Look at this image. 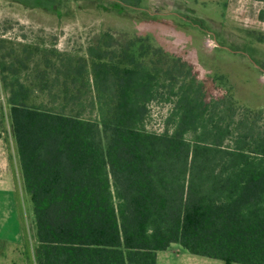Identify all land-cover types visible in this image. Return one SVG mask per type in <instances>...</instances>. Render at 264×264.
Here are the masks:
<instances>
[{"label":"trees","instance_id":"obj_1","mask_svg":"<svg viewBox=\"0 0 264 264\" xmlns=\"http://www.w3.org/2000/svg\"><path fill=\"white\" fill-rule=\"evenodd\" d=\"M188 62L110 30L85 55L23 44L1 57L38 264H158L174 244L264 264V110L241 113ZM161 101L166 128L150 131Z\"/></svg>","mask_w":264,"mask_h":264},{"label":"rangeland","instance_id":"obj_2","mask_svg":"<svg viewBox=\"0 0 264 264\" xmlns=\"http://www.w3.org/2000/svg\"><path fill=\"white\" fill-rule=\"evenodd\" d=\"M186 1L0 0V60L12 47L18 49L23 44L56 47L62 52L85 55L94 39L107 30L122 36H148L157 46L162 42L159 34L161 38L165 33L171 45L178 49L176 55L189 60L192 70L199 73L198 81L206 80L210 89L222 87L223 92L231 87L241 113L244 107L264 110V71L254 69L256 64L264 69V48L252 52L251 56L243 55L240 37H247L246 33L239 32L236 25H228L225 31L221 22L207 24V8L217 7L219 0ZM160 13L184 16L185 24L179 20L170 24L163 18L150 17ZM191 21L199 23L202 28L188 25ZM250 31L256 30L250 28ZM215 37L222 47L217 46ZM223 75L227 80L220 78ZM27 76L31 80L32 73L25 74L24 79ZM214 78L217 83H213ZM8 96L0 71V151L5 150L9 159L7 172L0 168V174L8 177L0 182V228L13 224L15 220V225L22 222L29 233L26 241L33 249L36 245L35 216L23 183ZM171 107L166 101L153 103L147 129L163 132ZM159 256V264H225L221 260L192 255L179 244L172 245Z\"/></svg>","mask_w":264,"mask_h":264},{"label":"crops","instance_id":"obj_3","mask_svg":"<svg viewBox=\"0 0 264 264\" xmlns=\"http://www.w3.org/2000/svg\"><path fill=\"white\" fill-rule=\"evenodd\" d=\"M185 1V0H184ZM192 0L186 1L187 3H191ZM218 6L207 8L206 17L207 24H218L221 22L222 27L226 28L229 26L233 27L236 25L238 27L239 32L245 33V30H256L264 32V2L251 1V0H219L217 1ZM123 6V5H122ZM121 6V7H122ZM161 15H152L151 18H163V20H167L170 22H178L181 21L185 24V17L180 16L174 13H160ZM162 16V17H161ZM171 20V21H170ZM209 20V21H208ZM190 22V21H189ZM187 23L188 25H192L191 23ZM226 25V27H225ZM194 26V25H193ZM176 27V26H175ZM197 28L196 26H194ZM235 28V27H234ZM222 34L224 33L221 31ZM160 34L158 38L160 39L161 45L167 52L176 54L177 48L171 45V41L166 38L165 33L160 38ZM224 37V36H223ZM158 39V40H159ZM243 43V55L247 54L251 56L252 52L258 51L260 48H264L263 43L259 42H251L246 35L240 37ZM217 46L222 47V44L219 43L218 38L215 37ZM163 45V46H162ZM171 47L169 50L166 47ZM174 48V49H173ZM227 51L229 50L225 47ZM262 50V49H261ZM257 65V64H256ZM255 67L260 71H264L259 65ZM7 153L5 150L0 151V168L1 171L7 172V168L9 167V159L7 158ZM0 182L8 180V177L0 174ZM35 221V219H34ZM16 220L13 224H9L0 228V264H38L36 259V245L33 249L30 248L29 244L26 240L29 239V233L27 232V227L20 222L18 225H15ZM34 235H35V223H34ZM166 252V251H164ZM161 253V252H160ZM159 253V254H160ZM159 254H158V264H159Z\"/></svg>","mask_w":264,"mask_h":264}]
</instances>
